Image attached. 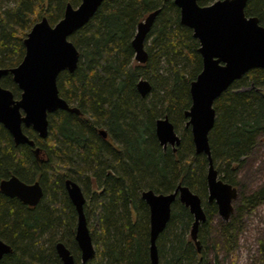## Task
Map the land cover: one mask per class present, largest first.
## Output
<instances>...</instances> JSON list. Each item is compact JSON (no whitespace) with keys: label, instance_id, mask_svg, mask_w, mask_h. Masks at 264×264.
Here are the masks:
<instances>
[{"label":"trees","instance_id":"trees-1","mask_svg":"<svg viewBox=\"0 0 264 264\" xmlns=\"http://www.w3.org/2000/svg\"><path fill=\"white\" fill-rule=\"evenodd\" d=\"M81 1L0 0V67L22 61L24 39L42 16L54 25L68 2L78 6ZM158 8L145 42L149 58L140 63L132 41L139 22ZM245 11L264 25V0H247ZM69 39L80 52L79 63L73 72L61 71L57 83L60 95L81 114L64 109L49 113L47 137L24 126L34 145L16 144L0 123V182L17 175L28 183L39 180L44 190L41 201L31 206L0 189V238L12 246L0 264H63L58 241L72 250L76 264H152L150 207L142 192L169 193L179 184L202 198L207 219L199 227L201 250L191 236L194 216L177 198L157 241L160 264H218L219 255L213 260L209 255L218 216L217 203L209 201V159L196 152L185 115L192 104L190 85L203 68V58L193 29L181 22L179 6L175 0H104ZM140 78L152 84L144 97L137 88ZM1 84L20 97L11 73ZM214 107L212 157L220 177L239 190L231 218L220 219L216 226L225 248L234 252L243 214L264 204V180L246 189L240 184L246 157L264 142V68L235 80ZM165 116L181 137L176 148L165 147L157 137L156 122ZM68 178L80 184L87 200L95 252L86 263L75 238L78 214L66 190Z\"/></svg>","mask_w":264,"mask_h":264},{"label":"water","instance_id":"water-1","mask_svg":"<svg viewBox=\"0 0 264 264\" xmlns=\"http://www.w3.org/2000/svg\"><path fill=\"white\" fill-rule=\"evenodd\" d=\"M103 1L82 0L78 6L68 2L64 16L54 25L47 16H42L24 39L26 51L22 61L12 68L0 67V123L9 130L16 144L34 145V140L24 132V126L32 127L41 137H47L49 113L64 109L81 114L78 106L71 105L60 95L57 78L61 71L73 72L77 68L80 52L69 36L90 21ZM175 2L181 11V22L191 27L199 40L198 50L203 58V68L190 85L192 104L185 112L187 126L191 127L196 152L205 153L209 159V201L217 203L218 214L227 221L235 211L234 201L239 190L220 177L212 157L209 134L216 119L214 102L251 69L264 68V25L258 16L246 14L247 0H215L207 5H201L199 0ZM160 11L158 8L150 12L138 24L132 44L135 59L140 63L147 62L149 58L145 42ZM8 73L13 75L21 89L19 98L1 84V79ZM137 88L144 97L151 92L152 84L148 79L140 78ZM100 133L105 138L108 136L105 129ZM156 134L165 147L171 145L176 148L181 143V137L168 116L157 120ZM65 186L77 210L75 238L81 251V261L86 263L95 252L85 213L86 196L80 184L71 178L66 179ZM0 189L31 206L37 205L44 195L39 180L28 183L17 175L2 179ZM142 197L150 207L152 264H160L157 241L167 226L172 204L177 198L189 207L194 216L191 236L201 250L199 227L207 215L199 194L189 186L179 184L169 193L144 190ZM56 250L63 264H76L72 250L63 241L56 243ZM11 251L12 246L0 238V262Z\"/></svg>","mask_w":264,"mask_h":264},{"label":"rangeland","instance_id":"rangeland-1","mask_svg":"<svg viewBox=\"0 0 264 264\" xmlns=\"http://www.w3.org/2000/svg\"><path fill=\"white\" fill-rule=\"evenodd\" d=\"M240 180L242 189L257 186L264 180L263 141L251 155L246 157L240 172ZM220 219L222 218L218 214L214 221L215 228L209 238L210 258L213 260L218 254V264H264V204L252 212L248 211L243 214L242 229L239 230L234 252H228L222 242L221 228L216 226Z\"/></svg>","mask_w":264,"mask_h":264}]
</instances>
